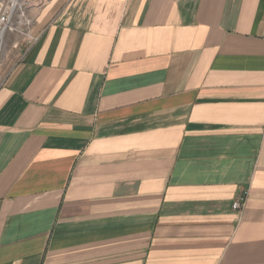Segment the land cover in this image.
Returning <instances> with one entry per match:
<instances>
[{
	"label": "crops",
	"instance_id": "crops-1",
	"mask_svg": "<svg viewBox=\"0 0 264 264\" xmlns=\"http://www.w3.org/2000/svg\"><path fill=\"white\" fill-rule=\"evenodd\" d=\"M30 16L0 79V264H264V0Z\"/></svg>",
	"mask_w": 264,
	"mask_h": 264
},
{
	"label": "rangeland",
	"instance_id": "rangeland-1",
	"mask_svg": "<svg viewBox=\"0 0 264 264\" xmlns=\"http://www.w3.org/2000/svg\"><path fill=\"white\" fill-rule=\"evenodd\" d=\"M47 0H20L19 4L21 5V10H24L26 17L31 21L32 18L30 16V12L37 8L38 4H43ZM20 19L18 15L15 17V24L19 27V25H22V29L19 30H25V32L28 31L29 25L27 24H20ZM33 22V21H32ZM19 30L9 32L7 33L3 40H0V79L3 73L6 72L7 66L12 61H18L19 58L22 55V52L24 51V47L20 46L18 48L14 47L16 43H21L23 41V38H25L22 33H20ZM8 37H11V40H8Z\"/></svg>",
	"mask_w": 264,
	"mask_h": 264
},
{
	"label": "built area",
	"instance_id": "built-area-1",
	"mask_svg": "<svg viewBox=\"0 0 264 264\" xmlns=\"http://www.w3.org/2000/svg\"><path fill=\"white\" fill-rule=\"evenodd\" d=\"M18 15L20 24H27L29 27L32 25V20L30 21L24 10H21V5L16 0H0V40L2 41L4 36L9 33L19 29H22V25L17 26L14 20ZM22 35H27L28 31L19 30ZM246 194V193H245ZM245 196H240L237 201L233 204L234 211H240L245 203Z\"/></svg>",
	"mask_w": 264,
	"mask_h": 264
},
{
	"label": "bare ground",
	"instance_id": "bare-ground-1",
	"mask_svg": "<svg viewBox=\"0 0 264 264\" xmlns=\"http://www.w3.org/2000/svg\"><path fill=\"white\" fill-rule=\"evenodd\" d=\"M18 3L20 2V0H16ZM1 52V51H0Z\"/></svg>",
	"mask_w": 264,
	"mask_h": 264
}]
</instances>
